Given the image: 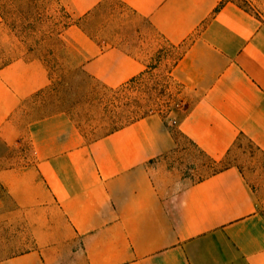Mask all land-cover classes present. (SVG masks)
Returning a JSON list of instances; mask_svg holds the SVG:
<instances>
[{
	"label": "crops",
	"instance_id": "1",
	"mask_svg": "<svg viewBox=\"0 0 264 264\" xmlns=\"http://www.w3.org/2000/svg\"><path fill=\"white\" fill-rule=\"evenodd\" d=\"M55 2L65 19L49 13L46 28L23 0H0V115H38L26 163L0 169V264H264V189L249 171L192 179L162 116L90 137L46 103L75 81L61 65L121 83L181 45L176 128L215 160L241 137L264 155V0Z\"/></svg>",
	"mask_w": 264,
	"mask_h": 264
},
{
	"label": "rangeland",
	"instance_id": "2",
	"mask_svg": "<svg viewBox=\"0 0 264 264\" xmlns=\"http://www.w3.org/2000/svg\"><path fill=\"white\" fill-rule=\"evenodd\" d=\"M23 1L24 10L29 9L34 27H37L35 22L38 14L41 17L45 15L43 18L46 28L49 25V13L55 14L57 18L61 16V20L65 19L55 0ZM181 51V45L159 49L157 65L121 83L92 80L81 69L61 65L55 69V73L69 74L75 77V81L54 83V86L48 88L50 93L46 94V103L56 102L57 107L70 110L71 117L90 137L138 118L158 114L169 123L176 140V146L170 154L175 169L197 179L235 165L245 172L249 171L248 180L261 192L264 189V155L253 143L241 137L229 154L223 159L215 160L199 150L176 128L182 107L181 87L170 70ZM37 116L0 115V169L20 166L26 163L23 156L27 159L33 153L27 143L28 135L24 125ZM5 244L0 240V259L7 252Z\"/></svg>",
	"mask_w": 264,
	"mask_h": 264
}]
</instances>
